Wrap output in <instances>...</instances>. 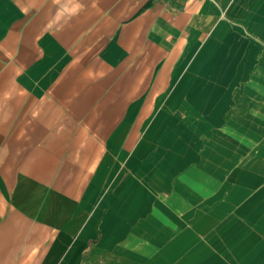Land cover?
Returning <instances> with one entry per match:
<instances>
[{"label": "crops", "instance_id": "1", "mask_svg": "<svg viewBox=\"0 0 264 264\" xmlns=\"http://www.w3.org/2000/svg\"><path fill=\"white\" fill-rule=\"evenodd\" d=\"M0 264H264V0H0Z\"/></svg>", "mask_w": 264, "mask_h": 264}, {"label": "rangeland", "instance_id": "2", "mask_svg": "<svg viewBox=\"0 0 264 264\" xmlns=\"http://www.w3.org/2000/svg\"><path fill=\"white\" fill-rule=\"evenodd\" d=\"M251 31H252V30L249 28V32H248V34H251Z\"/></svg>", "mask_w": 264, "mask_h": 264}]
</instances>
